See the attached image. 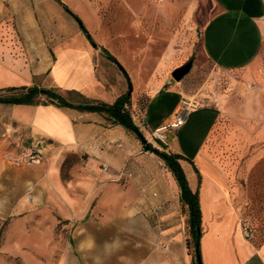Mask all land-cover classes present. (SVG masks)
Segmentation results:
<instances>
[{"label":"rangeland","instance_id":"obj_1","mask_svg":"<svg viewBox=\"0 0 264 264\" xmlns=\"http://www.w3.org/2000/svg\"><path fill=\"white\" fill-rule=\"evenodd\" d=\"M63 1L83 20L94 40L126 68L132 96L142 110L156 81L174 79L173 69L196 54L191 70L180 80L185 98L179 110L190 102L194 104L190 111L209 104L220 107V116L200 152L201 165L219 180L221 216L233 213L236 223L249 221L255 225V237L263 238L264 0ZM244 5H253L256 10L249 17L261 23L258 52L244 68H219L203 52V27L224 17L232 30V20L240 12L231 9ZM38 7L58 45L85 43L103 54L58 2L39 0ZM247 14L245 8L243 21ZM107 72L112 76L113 71ZM140 118L136 114L137 122ZM173 128H163L160 137L152 131L151 142L165 149L164 142L158 145L156 140L168 142ZM2 135L0 128V139ZM29 144L23 138L12 139L8 147ZM128 144L133 147L132 142ZM133 152L131 156L124 150L116 152L112 165L99 156L67 151L55 168L51 166L53 156L45 149L42 164L16 165L3 153V161L22 174L9 181L3 196L0 264H158L156 250L171 253L173 248L171 240H155L154 234L168 229L170 235L179 236L173 249L176 258L169 264H193L195 245L187 206L182 203L180 220L167 221L161 205L155 204L150 211L141 204L148 190L157 196L155 182L161 175H175L158 155ZM110 166L121 167L113 170ZM141 166L155 170L154 182L146 180ZM30 183L34 187L31 197Z\"/></svg>","mask_w":264,"mask_h":264},{"label":"crops","instance_id":"obj_2","mask_svg":"<svg viewBox=\"0 0 264 264\" xmlns=\"http://www.w3.org/2000/svg\"><path fill=\"white\" fill-rule=\"evenodd\" d=\"M38 6L39 0H0V87L29 85L38 79L44 86L59 88L66 96L80 98L82 94L89 100L109 103L129 88V82L119 67L116 68L113 61L110 62L89 44L58 45L56 35L52 37L51 31L44 25ZM245 8L248 14L243 21ZM231 10L240 12L232 20V30L230 23H225L224 17H220L218 21L206 24L202 33L204 54L215 66L223 69L244 68L255 58L262 40L261 23L249 17L251 11L256 10L253 5ZM107 70L113 71L112 76ZM148 95L143 110L132 96L131 111L135 122L151 141V132L170 123L185 94L182 82L163 77L156 81L155 88ZM0 105L3 112L0 126L3 134L0 139V211L4 209L3 196L8 191L9 181L22 174L2 159L3 153L7 157L10 152L17 154L20 151L21 146L9 149L12 139L23 138L30 144L41 142L45 151L53 156L51 166L54 168L58 166L59 157L67 151L99 156L112 165L115 153L122 150L129 156L133 151L155 154L145 150L135 133L121 124L111 123L107 114L102 112L55 104ZM135 113L141 115L139 122ZM219 116L220 107L217 104L196 106L189 111L182 126L169 130L168 142L162 139L165 150L182 155L180 162L187 171L191 188L196 190L199 187L202 226H205L200 239L203 264H264V237H255L254 232L252 238H246L240 221L235 222L233 213L221 216L217 205L219 180L201 165V149ZM128 141L133 143V147ZM192 162L201 174L200 181ZM110 167L117 170L121 166ZM140 168L148 177L147 181L156 180L155 170ZM175 178L171 174L169 177L166 173L161 175L155 182L158 184L157 196L150 189L142 197L144 209L152 211L151 207L159 204L161 215L167 221L180 220L178 217L181 216L183 202L181 188ZM22 181L25 179L22 178ZM29 191L34 193L31 183ZM154 238L171 240L173 249L177 248L179 241V236L170 235L169 229L156 233V237L154 234ZM173 249L171 253L157 249L158 264H169L170 259H175Z\"/></svg>","mask_w":264,"mask_h":264},{"label":"trees","instance_id":"obj_3","mask_svg":"<svg viewBox=\"0 0 264 264\" xmlns=\"http://www.w3.org/2000/svg\"><path fill=\"white\" fill-rule=\"evenodd\" d=\"M67 12H69L73 18L78 22L82 31L84 28V22L79 15L74 12L70 6L63 0H56ZM84 32V31H83ZM96 48H99L102 53L111 61H113L119 69L123 72L128 82L130 76L126 68L118 60V58L104 45L96 44ZM44 97L45 100H42ZM0 103L5 104H55L61 107H72L79 110L98 111L107 114V118L111 123L121 124L128 131H131L137 135V137L143 142L145 150L151 151L162 158L169 169L175 175L180 188H181V200L187 206L190 217V231L195 245V258L193 264H199V260L196 252V244L199 242L203 234L202 229V208L200 203V191L199 187L193 190L189 184L187 174L180 162L181 154L175 152H167L165 149H160L153 142L149 141L141 130L140 126L135 122L131 111L132 92L129 88L120 94L113 102L105 101H93L85 98L80 94V98L76 100L70 99L57 87H47L40 83L37 79L33 84H24L17 86H4L0 87ZM158 143H163V140L157 138ZM193 163V162H192ZM194 168L198 172L199 181L201 174L193 163ZM252 224V223H251ZM253 226L254 236L255 225Z\"/></svg>","mask_w":264,"mask_h":264},{"label":"built area","instance_id":"obj_4","mask_svg":"<svg viewBox=\"0 0 264 264\" xmlns=\"http://www.w3.org/2000/svg\"><path fill=\"white\" fill-rule=\"evenodd\" d=\"M192 106H194V104L190 102L185 107L178 110L173 115L170 123L164 126L163 128H167L169 126H182L186 122L187 115ZM163 128L154 130L153 134L159 137L163 136V134L161 133ZM7 157L11 163L16 165L42 164L46 160L44 154V146L41 142L31 143L29 145H22L20 151L17 154L10 152L8 153ZM32 195V191H29V196L31 197ZM240 227L246 238H250L252 236L253 226L249 221L240 220Z\"/></svg>","mask_w":264,"mask_h":264},{"label":"water","instance_id":"obj_5","mask_svg":"<svg viewBox=\"0 0 264 264\" xmlns=\"http://www.w3.org/2000/svg\"><path fill=\"white\" fill-rule=\"evenodd\" d=\"M83 31H84V34L86 35V37L89 39V41L94 46H96L97 42L94 40L91 32L88 30V28L85 25H84ZM195 57H196V54L193 53L183 64H181V65H179L173 69L172 76L174 77V79L180 81L191 70L193 63H194V60H195ZM132 90H133V84H132V81L130 78L129 91L132 92ZM196 252H197L199 264H203L199 242L196 244Z\"/></svg>","mask_w":264,"mask_h":264}]
</instances>
